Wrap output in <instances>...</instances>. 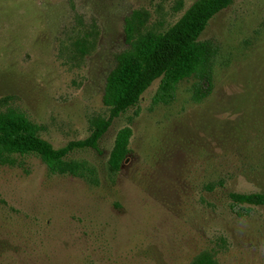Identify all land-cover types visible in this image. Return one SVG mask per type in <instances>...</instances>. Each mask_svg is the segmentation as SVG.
<instances>
[{
	"label": "rangeland",
	"instance_id": "1",
	"mask_svg": "<svg viewBox=\"0 0 264 264\" xmlns=\"http://www.w3.org/2000/svg\"><path fill=\"white\" fill-rule=\"evenodd\" d=\"M196 0H0V112L22 114L54 148L105 119L106 78L141 33L173 25ZM217 47L213 90L194 77L153 105L156 80L114 119L98 152L70 153L84 177L35 156L0 165V264H264V206L236 216L228 192L264 193V0H234L200 36ZM131 130L116 173V134ZM223 186L218 187V182ZM207 184H213L209 192Z\"/></svg>",
	"mask_w": 264,
	"mask_h": 264
},
{
	"label": "trees",
	"instance_id": "2",
	"mask_svg": "<svg viewBox=\"0 0 264 264\" xmlns=\"http://www.w3.org/2000/svg\"><path fill=\"white\" fill-rule=\"evenodd\" d=\"M234 0H196L170 27L162 31L141 33L143 21L135 11L125 20L124 35L129 48L119 53L116 65L106 78L102 103L107 108L105 119L91 122L87 138L70 141L54 148L37 134V128L22 114L15 111L0 112V165L11 163L12 156H35L46 165L50 173L84 177L85 166L81 162L67 161L75 151L94 150L111 127L130 108L137 105L143 93L156 80L157 90L153 105L170 104L177 85L188 78L197 81L192 87V99L207 98L213 90L212 61L217 47L200 36L209 22L233 4ZM129 128L121 129L115 137L107 160L108 170L116 173L129 153L131 138ZM218 182V187H222ZM209 192L213 184H207ZM230 210L238 217L247 215L252 207L264 206V193L228 192ZM192 264H212L207 254L199 255Z\"/></svg>",
	"mask_w": 264,
	"mask_h": 264
}]
</instances>
